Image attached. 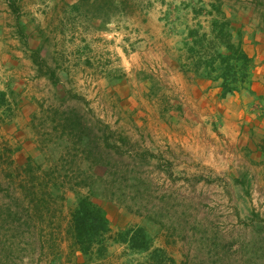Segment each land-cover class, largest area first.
I'll return each mask as SVG.
<instances>
[{"label": "rangeland", "instance_id": "374dc122", "mask_svg": "<svg viewBox=\"0 0 264 264\" xmlns=\"http://www.w3.org/2000/svg\"><path fill=\"white\" fill-rule=\"evenodd\" d=\"M10 1L2 25L34 23L45 63L19 40L0 57V264L143 262L119 243L96 260L71 246L84 194L172 264H264V123L182 68L188 32L211 36L214 19L264 44V0Z\"/></svg>", "mask_w": 264, "mask_h": 264}, {"label": "trees", "instance_id": "16d2710c", "mask_svg": "<svg viewBox=\"0 0 264 264\" xmlns=\"http://www.w3.org/2000/svg\"><path fill=\"white\" fill-rule=\"evenodd\" d=\"M8 4L12 9L13 3L8 0ZM16 26L18 27L17 24ZM211 27V36L206 32L198 33L196 30L188 32L187 35L191 39L184 45L187 56L182 68L187 71L191 70L196 75L219 81L221 96L247 89L251 59L244 53L239 42L231 41L232 32L229 21L214 19L211 20ZM19 30L17 31L18 36L23 39L21 26ZM32 52L33 57H41L38 49ZM39 63H45V61L40 58ZM58 68L59 66L52 69L46 67V73L57 77ZM10 106L7 92L0 90V112L10 111ZM64 113L67 114V112ZM69 126L71 130L82 132L79 122L75 121L71 125L68 121ZM79 184H86V182L82 180ZM69 222L67 232L71 246L88 259L105 258L109 243L112 242L125 245L131 253L145 254V259L140 264L173 263L172 258L168 257L162 248L154 247L152 238L143 227L130 226L112 232L107 217L102 209L92 201L90 194L77 197Z\"/></svg>", "mask_w": 264, "mask_h": 264}, {"label": "crops", "instance_id": "0c3cea01", "mask_svg": "<svg viewBox=\"0 0 264 264\" xmlns=\"http://www.w3.org/2000/svg\"><path fill=\"white\" fill-rule=\"evenodd\" d=\"M35 12L36 11H33L32 15L35 16ZM10 13L11 9L8 1H6L4 6L0 7V18L1 15L4 18L5 16H9ZM1 26L7 29V32L10 33L9 40H6L5 43H0V57L3 58L2 60H4L5 57L11 58L18 56L17 45L21 43L22 48L20 45L19 48L25 52L39 50L43 47V39L38 34V31L34 29V23H28L25 20L20 22L24 34L23 39L14 34V26L4 25V22L2 25V22L0 21V27ZM231 32V41L233 43L239 42L244 53L251 59L248 88L243 89L240 92L221 96L219 82L211 80L212 78L199 75H195L191 79L192 86L199 87L200 91L206 92L214 101L217 100L219 103L229 102L236 109L241 110L242 107L247 108V106H249L253 110L254 118L261 119V122L264 123V44L261 41L248 36V34L242 35L243 33H241L238 35L236 29H231ZM18 40L21 43H19Z\"/></svg>", "mask_w": 264, "mask_h": 264}]
</instances>
